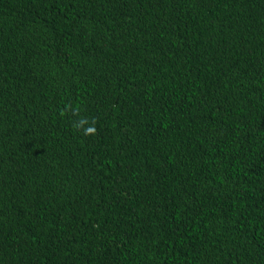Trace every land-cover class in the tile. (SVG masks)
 Wrapping results in <instances>:
<instances>
[{"label": "trees", "instance_id": "trees-1", "mask_svg": "<svg viewBox=\"0 0 264 264\" xmlns=\"http://www.w3.org/2000/svg\"><path fill=\"white\" fill-rule=\"evenodd\" d=\"M0 264H264V0H0Z\"/></svg>", "mask_w": 264, "mask_h": 264}]
</instances>
